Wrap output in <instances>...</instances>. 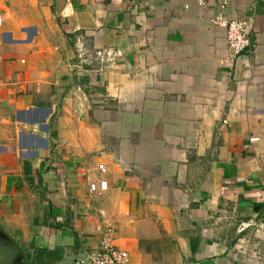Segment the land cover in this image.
Instances as JSON below:
<instances>
[{
	"label": "crops",
	"instance_id": "crops-1",
	"mask_svg": "<svg viewBox=\"0 0 264 264\" xmlns=\"http://www.w3.org/2000/svg\"><path fill=\"white\" fill-rule=\"evenodd\" d=\"M218 13L247 23L232 61ZM77 35L118 55L80 67ZM263 222L264 0H0V232L26 264L104 227L127 264H264Z\"/></svg>",
	"mask_w": 264,
	"mask_h": 264
},
{
	"label": "built area",
	"instance_id": "built-area-1",
	"mask_svg": "<svg viewBox=\"0 0 264 264\" xmlns=\"http://www.w3.org/2000/svg\"><path fill=\"white\" fill-rule=\"evenodd\" d=\"M198 3H202V0H198ZM227 3L222 1L220 8L222 10L226 9ZM213 25L223 28L225 30V39L227 44L228 59L231 61L236 57L245 52L249 46V39L247 35V24L242 20H226L223 13H218L217 16L212 21ZM75 42L74 52L75 57L82 67H91L92 63L90 61L89 50L87 49L84 37L74 39ZM118 53L116 51H94L92 52V60L96 64H99L101 69L100 72L109 66L111 60L116 57ZM98 71V72H99ZM250 142H257V138H251ZM99 169H102L99 167ZM106 184L100 182L98 187L95 185L89 186V191L92 193L97 192L101 194L106 191ZM264 226V222H263ZM100 238L96 249L93 252L87 253L84 260L77 262L78 264H127L128 254L124 251H120L115 248L112 240L113 229L110 227H104L99 229Z\"/></svg>",
	"mask_w": 264,
	"mask_h": 264
},
{
	"label": "water",
	"instance_id": "water-1",
	"mask_svg": "<svg viewBox=\"0 0 264 264\" xmlns=\"http://www.w3.org/2000/svg\"><path fill=\"white\" fill-rule=\"evenodd\" d=\"M87 252L82 250L76 255L64 254L52 264H72L85 259ZM22 250L5 234L0 232V264H26Z\"/></svg>",
	"mask_w": 264,
	"mask_h": 264
},
{
	"label": "rangeland",
	"instance_id": "rangeland-1",
	"mask_svg": "<svg viewBox=\"0 0 264 264\" xmlns=\"http://www.w3.org/2000/svg\"><path fill=\"white\" fill-rule=\"evenodd\" d=\"M213 21V20H212ZM243 21V20H242ZM245 22V21H244ZM213 24V23H212ZM247 24V23H246ZM213 26H215V25H213ZM83 37V35H77L75 38H77V39H80V38H82ZM74 42H75V40H74ZM84 42H85V45H86V41H85V39H84ZM86 47H87V45H86ZM73 49H74V46H73ZM87 49L89 50V55H90V61H91V63H92V67H94L95 69H101V67H100V65L99 64H96L95 62H93V60H92V57H91V55H92V52H94V51H92L91 49H89V47H87ZM99 51H103V52H106V51H109V50H99ZM74 54H75V52H74ZM78 62V61H77ZM78 64H79V62H78ZM79 66L80 67H82L80 64H79ZM98 70V71H99ZM104 70V69H103ZM102 70V71H103ZM101 71V72H102ZM100 72V71H99ZM99 169V168H98ZM99 170H102V169H99Z\"/></svg>",
	"mask_w": 264,
	"mask_h": 264
}]
</instances>
